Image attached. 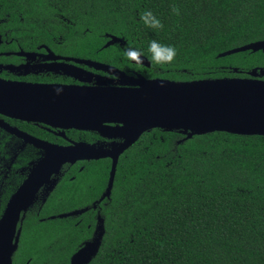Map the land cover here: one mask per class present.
<instances>
[{"label":"trees","instance_id":"16d2710c","mask_svg":"<svg viewBox=\"0 0 264 264\" xmlns=\"http://www.w3.org/2000/svg\"><path fill=\"white\" fill-rule=\"evenodd\" d=\"M92 1L87 39L122 38L150 60L146 71L154 78L246 77L264 66L263 49L219 55L264 40V0ZM145 12L162 27L146 25ZM153 40L176 48L171 64H153ZM186 135L154 127L120 157L111 198L100 210L101 247L87 264H264V135ZM4 145L0 155H7ZM13 187L1 190L0 212ZM81 195L65 177L44 205L26 211L13 264H69L90 236L91 211L58 214L79 207Z\"/></svg>","mask_w":264,"mask_h":264},{"label":"water","instance_id":"95a60500","mask_svg":"<svg viewBox=\"0 0 264 264\" xmlns=\"http://www.w3.org/2000/svg\"><path fill=\"white\" fill-rule=\"evenodd\" d=\"M118 39L122 38L111 36L110 42ZM247 49L264 50V40L245 43L219 55ZM143 63L150 65L144 56ZM119 75L124 73L120 71ZM248 75L192 80L145 78L139 75L132 80L130 87H67L70 90L64 86L52 87L56 99L48 100L51 109L45 100L38 99V93L48 89L47 86L0 78V113L46 123L51 121L45 118H50L57 121L56 126L99 131L104 127L103 122H116L117 125L107 127L111 130L109 136L124 138L120 147L115 148L117 156L144 131L154 127L179 129L187 133L183 139L212 131L264 135V79L261 78L264 76V66L253 67ZM60 94L63 96L58 98ZM4 128L25 138L27 136L28 141L44 150V155L33 163L28 177L11 193L0 215V264H12L22 220L40 187L46 184L50 191L51 175L58 174L64 163L104 155L83 141L69 145L51 144L18 132L16 128L7 125ZM117 156H113L106 195L110 194ZM83 210L72 209L58 216L77 215ZM99 229L100 232L92 240L71 255L69 264H87L95 256L104 234L103 223L99 224Z\"/></svg>","mask_w":264,"mask_h":264},{"label":"flooded vegetation","instance_id":"af4514ba","mask_svg":"<svg viewBox=\"0 0 264 264\" xmlns=\"http://www.w3.org/2000/svg\"><path fill=\"white\" fill-rule=\"evenodd\" d=\"M90 4H93L92 0H0V78L47 86L48 89L38 93V99L45 100L50 109L48 100L56 99L52 87L64 86L67 90L71 89L67 87H130L133 84L132 80L139 75L154 78L147 75L146 71L150 68L151 62L148 66L131 61L125 56V51L132 48L126 47L123 39L110 42L111 36H114L111 33L98 34L100 39L96 41L87 39L89 32L93 30L89 24V16L94 15ZM10 16H16V22L13 19L7 23ZM104 37L106 40L102 39ZM111 54L113 56L109 57ZM124 61L127 63L123 66L121 62ZM118 71L124 75H119ZM263 77L261 76L262 79ZM62 96L60 94L58 98ZM45 119L51 122L23 120L0 113V143L1 141L5 143L7 151V155L4 153L0 155V201L1 190H5L8 185L14 186L12 192L16 190L28 177L33 163L44 155V150L28 141L27 136L25 138L17 132H11L4 128V125L51 144L69 145L83 141L92 145L97 153L104 156L64 163L58 174L51 175L53 179L51 190L49 191L47 185L43 184L31 205L41 207L62 179L68 177L73 180L82 190L79 207L74 209H84L82 213L91 211L87 223L91 228L90 236L82 241L85 244L100 232L99 224H104L100 210L111 198L120 157L145 131L117 156L115 148L120 147L124 138L109 136L111 130L107 127L117 125L116 122H103L104 127L99 131L60 127L55 125L57 121ZM113 156H117L115 172L110 194L106 195ZM10 195L5 199L4 206ZM82 213L71 216H80Z\"/></svg>","mask_w":264,"mask_h":264},{"label":"clouds","instance_id":"9594fccd","mask_svg":"<svg viewBox=\"0 0 264 264\" xmlns=\"http://www.w3.org/2000/svg\"><path fill=\"white\" fill-rule=\"evenodd\" d=\"M172 11L175 13L177 10L173 8ZM141 19L146 25H149L153 28L162 27L159 19L155 18L151 12H145ZM148 52L153 64L161 67L171 64L177 55V50L174 46L162 45L155 40L151 41V43L148 45ZM124 54L131 61L141 63L143 62V55L141 51L137 49H128Z\"/></svg>","mask_w":264,"mask_h":264},{"label":"rangeland","instance_id":"374dc122","mask_svg":"<svg viewBox=\"0 0 264 264\" xmlns=\"http://www.w3.org/2000/svg\"><path fill=\"white\" fill-rule=\"evenodd\" d=\"M69 211H70V210H69ZM82 244H83V242H82V243L79 245V247H81V246H82ZM79 247H78V248H79Z\"/></svg>","mask_w":264,"mask_h":264}]
</instances>
